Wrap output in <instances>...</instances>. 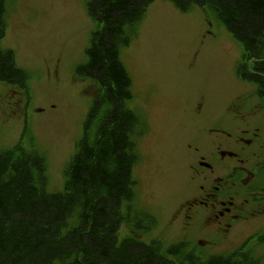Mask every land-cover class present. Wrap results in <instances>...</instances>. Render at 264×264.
<instances>
[{
    "label": "rangeland",
    "instance_id": "374dc122",
    "mask_svg": "<svg viewBox=\"0 0 264 264\" xmlns=\"http://www.w3.org/2000/svg\"><path fill=\"white\" fill-rule=\"evenodd\" d=\"M90 1L5 4L1 47L13 50L17 66L28 73V95L0 82V150L21 141L43 155L48 192L64 190L65 170L93 99L95 85L76 72L87 62L86 50L100 24L89 13ZM243 52L242 42L209 10L194 6L181 11L170 0L148 5L136 36L121 48L120 59L132 91L124 108L140 118L130 137L139 157L132 172V204L153 215L155 225L143 231L122 224L119 240L131 236L158 245L174 264L184 263L188 256L205 260L239 249H247L239 254L245 263L264 264V242L241 247L247 236L264 233L260 224L241 225L238 240L219 247L200 245L191 235L196 223L185 228L187 220H178V205L187 207V143L207 148L208 137L220 139L215 131L230 127L232 117L264 120V101L256 85L237 74ZM171 248L177 251L170 254Z\"/></svg>",
    "mask_w": 264,
    "mask_h": 264
},
{
    "label": "trees",
    "instance_id": "16d2710c",
    "mask_svg": "<svg viewBox=\"0 0 264 264\" xmlns=\"http://www.w3.org/2000/svg\"><path fill=\"white\" fill-rule=\"evenodd\" d=\"M6 1L0 0V42ZM152 1L89 2V13L100 28L92 33L87 62L76 72L102 91L93 95L83 135L65 172L64 191L46 190L45 160L35 149L19 143L0 150V264H174L158 245L131 236L119 240L122 224L143 231L155 224L153 215L132 204L138 153L130 137L140 118L124 108L131 82L120 60L121 48L136 36ZM170 1L181 11L199 6L215 14L243 44L238 76L254 83L264 98V0ZM27 79L13 50L0 44V82L26 93ZM239 254L205 260L188 256L181 264H256L245 263Z\"/></svg>",
    "mask_w": 264,
    "mask_h": 264
},
{
    "label": "flooded vegetation",
    "instance_id": "af4514ba",
    "mask_svg": "<svg viewBox=\"0 0 264 264\" xmlns=\"http://www.w3.org/2000/svg\"><path fill=\"white\" fill-rule=\"evenodd\" d=\"M251 120L232 117L207 148L186 145L187 207L178 205V220H187L185 228L196 223L191 235L199 244L232 245L241 225L264 228V120Z\"/></svg>",
    "mask_w": 264,
    "mask_h": 264
}]
</instances>
